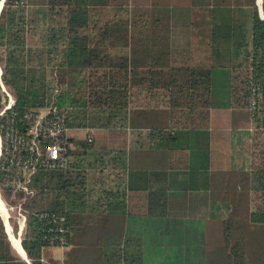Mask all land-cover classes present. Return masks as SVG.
Instances as JSON below:
<instances>
[{
	"label": "trees",
	"instance_id": "1",
	"mask_svg": "<svg viewBox=\"0 0 264 264\" xmlns=\"http://www.w3.org/2000/svg\"><path fill=\"white\" fill-rule=\"evenodd\" d=\"M183 1V5L160 7L161 10L157 9L153 15L162 12L166 16L163 22L168 27L172 25L170 29L180 24L186 29L191 24L193 26L194 21L189 17H193L195 11L209 17L211 22L205 24L214 41L223 48L224 43L232 42L233 54L243 55L242 61L234 67L230 88L233 101L230 103L249 107L252 85H264V19L257 0ZM105 9L112 11L113 16L103 22L100 14ZM130 9V6L116 0H30L26 5L6 0L0 14V65L2 78L16 96L17 106L21 109L40 108L55 103L67 111L71 126L108 130L107 136L111 134L109 143L120 146L118 151L122 153L129 145L127 131L138 126L137 120L141 126L149 127L147 107L152 100L157 105H167L175 122L207 119L217 75L225 69L170 64L162 40H156V28L160 26L158 17L151 25L154 27L151 31L156 34L150 35L156 38L153 41L148 39L151 44H145L141 54L135 55L133 49L129 50L135 33L132 32L135 20L129 16ZM236 16L250 18L251 24L236 20ZM181 18L189 21L184 22ZM152 44L156 49L149 51ZM178 117L181 119L177 121ZM0 131H4L2 120ZM149 132L157 148L173 149L176 133L162 127L151 128ZM263 134L255 131L253 135L250 171L231 184L230 193L219 201L218 210L199 217L170 214L163 171L156 172V188L149 189V213L147 208L145 213L133 210V198L136 196L130 192L148 188L146 173L132 169L128 173V191L104 189L107 193L103 190L93 203L95 206L89 207L87 176L84 170L79 169L78 156L91 154L98 138L77 142L75 149L71 144L75 136H71L68 167L39 169L30 183L34 194L22 203L27 215L22 243L32 264H42V248L46 246L41 229L43 223L37 215L41 210L61 212L69 217L71 242L75 243L73 225L78 222L83 231L98 232L91 235L92 238L104 236L109 246L104 250L102 264H148L147 237L156 242V235L163 233L164 242L169 241L168 252L163 256L174 252V257L180 259L179 262L165 264H208L201 256L206 253L199 247H205L207 239L212 240L208 234L217 229V223V232L221 236L219 241L227 246L225 253L222 252L228 257L227 264H264ZM144 137L145 141L141 143L146 145L147 133ZM110 163L114 165L116 161L110 160ZM135 177L142 183L137 184ZM243 184L245 192H238V187H243ZM0 190L3 199L14 205L23 201L25 196V192L16 189L15 183L7 180L1 171ZM147 197L145 194L142 199L145 204L146 201L148 203ZM105 209L125 215L122 217L127 225L124 232L101 231L99 225L105 220ZM185 226L186 229H182ZM160 227H163L161 232ZM258 227L262 231L261 241L255 233ZM153 230L154 237L151 236ZM188 242L194 243L189 245ZM244 242H250L256 248L261 242L259 262L253 260L249 251L247 262ZM174 243L177 248L173 247ZM0 264H27L13 252L1 215Z\"/></svg>",
	"mask_w": 264,
	"mask_h": 264
},
{
	"label": "crops",
	"instance_id": "2",
	"mask_svg": "<svg viewBox=\"0 0 264 264\" xmlns=\"http://www.w3.org/2000/svg\"><path fill=\"white\" fill-rule=\"evenodd\" d=\"M257 5L260 14V6L264 13L263 0H257ZM199 18H202V16ZM235 19L251 24V19L244 16H236ZM192 20L197 21L195 17ZM204 22L208 24L211 19L204 16ZM190 28L187 27L184 32L169 31L163 35H158L156 38V40H162L168 62L170 64L215 66L214 64H207V62L201 63L206 61V58L202 60L201 55L209 57L213 55L212 49H210V43L214 40L211 31L208 27L204 28L205 32L203 34L207 37V42H201L203 38L196 36L199 33L194 35L195 38L193 35L191 36V31H188ZM199 30L201 31L203 28H198L197 31ZM197 40L200 41L197 42ZM228 52L230 53L225 57H232L233 60L223 66L225 70L221 73L222 82L226 85L227 91L222 94L223 97L219 100L216 97L214 88L213 101L207 119H197L192 122L178 117L177 121L181 120L175 122L167 105L160 106L152 100L150 106L147 107L149 127L141 126V123L137 120L138 126L128 129L129 145L124 153L118 151L120 146L117 144L112 145L107 138H104V143L94 146L91 156L90 152L78 156V161L81 163L79 169L84 170L87 176L89 202L95 197L93 192L95 189L100 195H102L104 189L108 191V188L118 191L127 190L128 173L132 169L134 172H143L144 175L145 173L147 175L148 189H134L130 192L133 196H136L133 198V210H138V213H145L147 209V213H149V189L156 188V172L159 173L160 171L164 173L163 180L165 190L169 193V212L171 215L201 216L210 215L214 210H218L219 201L228 197L231 184H234L236 180L239 181L251 169L252 144L255 133L252 129L254 124L249 107L235 106L230 103L233 101L230 88L234 67L242 61L243 55L233 54L232 46ZM220 55H222V52ZM217 80L215 81L216 84L219 83ZM134 114L136 115V113ZM155 127L166 128L176 133L177 140L172 142L173 149H160L155 146L149 132L151 128ZM102 130L108 134V130ZM76 131L73 130L71 136H76ZM101 131H97L96 134L93 133L94 139H99L98 133ZM146 133L147 143L145 145L141 141H145L144 135ZM110 160L116 161V163L113 165ZM135 180L137 184L142 183L137 177H135ZM244 184L243 187H238V192H245ZM197 186H200V188H197ZM106 190L104 192L107 193ZM145 194H148V203L146 201V204L145 200H142ZM103 216H105V220L99 225L101 231L120 233L126 230L127 225L124 224L122 218L125 215H119L118 212L115 213L105 209ZM113 216L117 217L111 218ZM1 217L13 247V252L25 260L27 264H32V260L22 243L23 231L18 230L17 232L11 223L13 231L20 236V243L25 253L13 241L8 224L2 215ZM93 239L97 241L101 238L98 235ZM73 243L72 241L67 247L44 246L42 248V264H93L85 257L74 253Z\"/></svg>",
	"mask_w": 264,
	"mask_h": 264
},
{
	"label": "built area",
	"instance_id": "3",
	"mask_svg": "<svg viewBox=\"0 0 264 264\" xmlns=\"http://www.w3.org/2000/svg\"><path fill=\"white\" fill-rule=\"evenodd\" d=\"M14 1L26 5L30 0ZM2 75L0 65V120L4 128L3 133L0 131V171L15 183L16 189L25 192L23 201L11 206L19 209L20 227L24 228L27 215L22 212V203L34 194L30 185L33 175L41 168L68 167V142L73 130H86L89 141L94 139L95 130L71 126L67 111L55 103L40 108H19L16 96L6 86ZM249 109L254 124L252 129L264 132V85H252ZM37 215L43 223L41 229L46 246L71 244L72 225L65 213L41 210Z\"/></svg>",
	"mask_w": 264,
	"mask_h": 264
},
{
	"label": "rangeland",
	"instance_id": "4",
	"mask_svg": "<svg viewBox=\"0 0 264 264\" xmlns=\"http://www.w3.org/2000/svg\"><path fill=\"white\" fill-rule=\"evenodd\" d=\"M3 1V0H0ZM116 2L118 3H123L124 5L130 6V12L131 14L129 15L131 17V19L134 21L135 23L133 24L134 28L132 29V32L135 31V33H133L132 35V39L130 40V46H129V50L131 51V49H133V51H135V55L142 52L144 48L145 44L149 45L151 44V42H149V40H154V35L150 36L151 34H156L155 32L151 31V29H153L154 27H152L151 25L154 23V19L155 18H159L160 23H159V27L156 28L158 30V35H163L165 33L169 31H179V32H184L187 29L184 28V26L182 25L180 27V25L178 26H174L171 28L172 25H170V27H168V24H166L164 21V19L166 18V16L161 12V13H157L155 15H153V13H155V11H157V9H159L160 7H166L168 8L169 6H173L177 3H180V5L185 4V2L182 0H116ZM136 7H141L142 9H136ZM1 10V9H0ZM161 10V8H160ZM199 11V10H198ZM195 11L194 12V16L197 21L194 22L193 26L192 24L190 25V30H188L191 33V36L193 35V37L195 38V34H197L196 36L203 38V40L201 42H207L206 39L207 37L204 36V32L205 30H199L197 31L198 28H204L207 25L204 22V15L203 13H201ZM1 14V13H0ZM124 15V14H123ZM121 15V16H123ZM113 16V12L110 11L109 9H105V11L100 14V20L106 21L108 19H110ZM199 18L198 17H201ZM99 18V16H97ZM185 17V16H183ZM193 17H189L191 19H193ZM187 18V16L185 17ZM182 19V18H181ZM174 20V19H173ZM184 22L186 21V19H182ZM168 28V30H167ZM203 34V35H202ZM150 36V37H149ZM149 39V40H148ZM200 40H197V42ZM210 43V42H209ZM231 43L232 42H226L224 43V48L223 45H219L218 43H216L214 40L211 41L210 43V49H212V53L213 55L211 57L209 56H204L201 55L202 60H204V58H206V61L201 62L202 64H204V62H207V64H214L215 66L218 67L219 70L223 69L224 65H227L230 60H233V58L231 57H225L227 54H229L230 52H228V50L231 47ZM227 47V48H226ZM229 47V48H228ZM154 49H156L155 46H150L149 47V51H153ZM228 49V50H227ZM222 52V55H220V53ZM223 65V66H222ZM56 75H57V71H55ZM222 75L218 74L217 75V79L219 81V83L216 84V86H214L215 88V93H216V97L217 99L221 100L224 92L227 91V87L226 85H224V83L222 82ZM58 87V86H57ZM56 91V90H55ZM97 131H101V130H96L95 134L97 133ZM103 131V130H102ZM99 132L98 134V143L97 145H100L102 143H104L103 139L105 138H109V136H107V132L103 131V132ZM254 132L256 130H253ZM77 134L75 136V141L72 142L71 144L76 147L77 142L79 143L80 141H86L87 139V131L86 130H77L76 131ZM113 134V133H112ZM96 137V136H95ZM112 145H114L113 143H111ZM78 146V145H77ZM77 149V147L75 148ZM92 154H90L91 156ZM110 183V182H108ZM1 191V190H0ZM94 195L95 197H93L89 204V207L95 206V204H93L94 202H96V200L100 197V193L97 191V189H95L94 191ZM2 196V193H1ZM5 200V199H4ZM102 198L100 200V202H102ZM9 212H10V223H12V225L14 226V228L17 230L22 232V238L24 236V231H25V226L24 228L20 227V211L18 208L16 207H11V206H15L12 203H9L5 200ZM19 204V203H18ZM17 204V205H18ZM93 204V205H92ZM22 212L25 214V212L22 209ZM26 215V214H25ZM199 217V216H198ZM197 217V218H198ZM190 218H196V217H190ZM22 220V218H21ZM17 225V228H16ZM187 226L183 227L182 229H186ZM224 227V226H223ZM163 227H160V231H162ZM215 229H212V231L210 232V234H208L209 238L212 237V240L207 239L206 243L204 244L205 247H199V249L202 252H205V256L201 255L202 257H204L207 261L208 264H227V259L228 257L224 256L225 251L227 248V246L225 247V243L219 241L220 239V233L217 232L218 231V223L215 224ZM192 229V227H191ZM84 228L81 225V223H75L73 225V234L75 235V243H73L71 246L75 247L74 248V253L79 254L81 257H85L86 260L91 261V262H102V258H104V250L106 248H108V242L105 241L104 236L100 239L95 241L91 235H97L98 232H93V233H88L87 231H83ZM181 230V229H180ZM19 232V233H20ZM255 233H257L258 237L261 239L262 236V231L261 228L258 227L255 231ZM150 234V232L148 233ZM164 234V233H163ZM163 234H158L156 235V242H154L153 240H150L147 237V241L145 243V250H146V260L148 264H165V262L168 263H173V262H179L180 259H177L174 257V252H172L171 254H169L168 256H163L165 252L167 251V246L169 244V241L164 242L165 239V235ZM264 234V231H263ZM152 237H154V230L152 231ZM194 242H188L189 245L193 244ZM200 243L202 244L203 241L201 240ZM245 244V251L246 252H250L252 255L253 260H256V262H259L260 260V253H261V242L257 243V248L253 247L252 243L250 242H244ZM173 247H178L177 244L174 243ZM110 249V247H109ZM172 248H170L171 250ZM252 249V250H251ZM224 252V253H222ZM248 252V258H246L247 262L249 261V254ZM224 254V255H223ZM198 255V257H201Z\"/></svg>",
	"mask_w": 264,
	"mask_h": 264
},
{
	"label": "bare ground",
	"instance_id": "5",
	"mask_svg": "<svg viewBox=\"0 0 264 264\" xmlns=\"http://www.w3.org/2000/svg\"><path fill=\"white\" fill-rule=\"evenodd\" d=\"M3 1H0V9H1L2 5H3ZM0 211L3 214V217L6 220V223L8 224L7 226L9 227L10 235H11L13 241L18 245L19 249L21 251H23V253H25L24 250H23L24 248L22 249V245L20 243L21 240H20L19 234L15 233L13 231L12 225H11L10 220H9L10 212H9V209H8V206H7L6 202H5V200L2 198L1 195H0Z\"/></svg>",
	"mask_w": 264,
	"mask_h": 264
},
{
	"label": "water",
	"instance_id": "6",
	"mask_svg": "<svg viewBox=\"0 0 264 264\" xmlns=\"http://www.w3.org/2000/svg\"><path fill=\"white\" fill-rule=\"evenodd\" d=\"M5 1V0H4ZM4 1H3V3H4ZM261 1V0H260ZM260 11H261V17L264 19V13H263V11H262V7L260 6ZM0 213H1V211H0ZM1 215L3 216V214L1 213ZM4 220H5V218H4Z\"/></svg>",
	"mask_w": 264,
	"mask_h": 264
}]
</instances>
